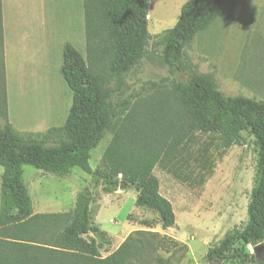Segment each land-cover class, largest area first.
<instances>
[{"label":"trees","instance_id":"trees-1","mask_svg":"<svg viewBox=\"0 0 264 264\" xmlns=\"http://www.w3.org/2000/svg\"><path fill=\"white\" fill-rule=\"evenodd\" d=\"M82 1L86 58L64 44L61 74L72 92V105L63 125L44 132H18L8 121L0 5V264H53L55 252L71 254L74 260L70 261L85 264H132L140 256L128 238L100 259V251L108 252L111 240L91 223L87 199L77 202L78 214L61 227L54 246L38 243L43 224L60 215L32 214L21 168L29 166L57 177L78 168L91 175L90 154L106 133L112 134L104 153L108 193L115 192L121 182L132 187L136 207L156 214L165 230L175 225V215L171 203L159 193L153 169L158 165L175 178L202 187L230 147L245 145L241 132L249 130L259 144V158L246 206L247 221L210 246L204 260L221 264L239 244L247 250V245L263 243L264 101L227 96L213 79L199 74L172 88L168 98L175 105L170 110L158 109L162 120L173 117L169 124L164 121L153 130L142 121H129L130 102L117 103L114 95L122 94L124 76L148 57V0ZM222 4L223 0L183 4L176 24L156 37L159 61L174 71H185V47L221 15ZM196 134L209 139L199 145ZM251 259L264 264V256L257 260L252 254Z\"/></svg>","mask_w":264,"mask_h":264},{"label":"rangeland","instance_id":"rangeland-1","mask_svg":"<svg viewBox=\"0 0 264 264\" xmlns=\"http://www.w3.org/2000/svg\"><path fill=\"white\" fill-rule=\"evenodd\" d=\"M188 1L148 0V57L124 76L122 94L114 95L117 103L130 102L129 121H142L153 130L169 124L173 117L162 120L158 109L170 110L175 105L168 98L172 88L199 74L213 79L227 96L264 101V0H223L221 15L185 47L188 68L177 72L159 61L160 51L154 44L159 34L176 24ZM3 13L13 55L5 84L8 121L18 132H44L63 125L72 92L61 74L62 51L68 43L86 58L83 1L4 0ZM15 23L20 29H13ZM2 105L0 100V113ZM241 136L245 145L230 147L202 187L179 180L158 165L153 169L159 193L171 203L175 215V225L165 230L156 214L136 207L132 187L108 193L104 153L111 133H106L90 154L91 175L73 168L57 177L23 166L22 182L31 197L32 214L38 210L60 215L43 224L39 245L54 246L61 227L78 214L77 202L87 199L91 223L111 240L109 251H100V259L130 238L140 255L132 264H208L204 260L208 248L247 221L259 144L249 130ZM208 139L196 134L199 145ZM55 253L53 264H85L70 261L71 254ZM251 256L250 250L239 244L221 264H255Z\"/></svg>","mask_w":264,"mask_h":264},{"label":"crops","instance_id":"crops-1","mask_svg":"<svg viewBox=\"0 0 264 264\" xmlns=\"http://www.w3.org/2000/svg\"><path fill=\"white\" fill-rule=\"evenodd\" d=\"M44 1V0H42ZM3 4L4 0H0V5H1V21H2V46H3V65H4V79H5V84H6V77L7 73L9 71V68L12 67V57L13 55L11 54L12 51H9V44H8V27L6 26L5 22V17L3 13ZM45 23V21H44ZM13 29H20L19 26L15 23L12 25ZM6 87V86H5ZM37 214H40L38 210L35 211ZM248 250H251L252 246L247 245L246 246Z\"/></svg>","mask_w":264,"mask_h":264},{"label":"water","instance_id":"water-1","mask_svg":"<svg viewBox=\"0 0 264 264\" xmlns=\"http://www.w3.org/2000/svg\"><path fill=\"white\" fill-rule=\"evenodd\" d=\"M127 187L128 186L124 182H121L119 184L120 189L127 188ZM250 252H251V254H253L255 256V258L257 260L261 259L264 256V242L259 244V245L252 247Z\"/></svg>","mask_w":264,"mask_h":264}]
</instances>
